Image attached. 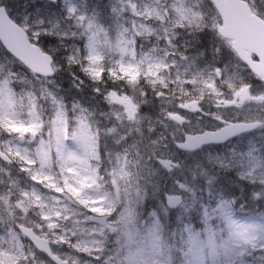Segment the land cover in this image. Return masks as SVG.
Instances as JSON below:
<instances>
[{
	"label": "rangeland",
	"instance_id": "1",
	"mask_svg": "<svg viewBox=\"0 0 264 264\" xmlns=\"http://www.w3.org/2000/svg\"><path fill=\"white\" fill-rule=\"evenodd\" d=\"M248 1L264 17V0ZM1 5L56 61L41 79L0 44V143L13 160L0 161L5 221L25 219L78 264L102 253L104 264H264V85L226 51L209 0ZM194 100L199 110L185 112ZM239 119L263 125L222 150L175 147ZM157 158L178 165L166 172ZM166 195L182 205L168 209ZM27 250L26 264H45ZM20 252L0 251V264H20Z\"/></svg>",
	"mask_w": 264,
	"mask_h": 264
},
{
	"label": "water",
	"instance_id": "2",
	"mask_svg": "<svg viewBox=\"0 0 264 264\" xmlns=\"http://www.w3.org/2000/svg\"><path fill=\"white\" fill-rule=\"evenodd\" d=\"M51 1L54 2L55 0ZM211 2L217 9L222 21V24L217 27L218 33L232 40L234 51L250 67L252 72L264 81V22L251 15L247 5L241 0H211ZM0 40L10 54L35 74L47 77L53 75L52 58L42 53L38 47L30 44L26 33L9 18L4 7H0ZM253 54L258 58L257 61L251 59ZM177 121L180 122V118ZM229 126L215 133L186 136V142L178 146L184 151H194L203 144L223 143L256 125L240 123ZM0 157L9 162L8 157L1 152ZM157 162L168 171L174 166L170 160L158 159ZM181 203V196H166V205L170 209H176ZM105 220V218H100L97 219V222L102 223ZM21 230L39 250H44L50 254L47 241L36 237L29 229L23 227ZM52 258L58 264H67L54 256Z\"/></svg>",
	"mask_w": 264,
	"mask_h": 264
},
{
	"label": "clouds",
	"instance_id": "3",
	"mask_svg": "<svg viewBox=\"0 0 264 264\" xmlns=\"http://www.w3.org/2000/svg\"><path fill=\"white\" fill-rule=\"evenodd\" d=\"M197 102H199V101H197ZM55 178H56L57 182L59 183V185H60L61 187H63V182H62V180L60 179V177H59V176H56ZM45 183H46V182H45ZM81 207H83V206H81ZM86 211H87V212H90L91 209H87ZM110 219H115V213L112 214V216L110 217ZM19 256L21 257V259H20V264H26L25 260L23 259L24 253H23V252H20V253H19ZM104 256H105V254L102 253V254H101V257L99 258L98 264H104Z\"/></svg>",
	"mask_w": 264,
	"mask_h": 264
},
{
	"label": "trees",
	"instance_id": "4",
	"mask_svg": "<svg viewBox=\"0 0 264 264\" xmlns=\"http://www.w3.org/2000/svg\"><path fill=\"white\" fill-rule=\"evenodd\" d=\"M119 135H121V134H119ZM114 137L118 138L115 134H114Z\"/></svg>",
	"mask_w": 264,
	"mask_h": 264
}]
</instances>
